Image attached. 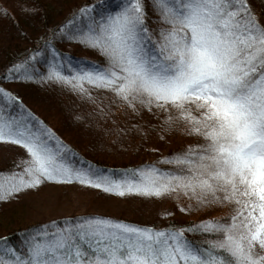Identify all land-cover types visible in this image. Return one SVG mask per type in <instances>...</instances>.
Here are the masks:
<instances>
[{"label": "snow or ice", "instance_id": "1", "mask_svg": "<svg viewBox=\"0 0 264 264\" xmlns=\"http://www.w3.org/2000/svg\"><path fill=\"white\" fill-rule=\"evenodd\" d=\"M154 7L161 20L155 32L144 22L140 0H122L72 37L98 48L105 67L65 74L54 59L47 78L81 93L84 82L108 89L133 111L138 105L163 109L165 124L184 123L199 141L162 158L175 169L145 165L114 179L70 162V150L30 113L0 109V142L27 154L21 171L5 174L12 183H0V192L77 181L121 196L175 193L198 208L231 204L232 215L165 228L99 215L67 217L35 226L26 252L8 248L0 264H264V19L250 0H154ZM0 97L16 99L2 88ZM187 231L206 234L207 246L194 244Z\"/></svg>", "mask_w": 264, "mask_h": 264}, {"label": "rangeland", "instance_id": "2", "mask_svg": "<svg viewBox=\"0 0 264 264\" xmlns=\"http://www.w3.org/2000/svg\"><path fill=\"white\" fill-rule=\"evenodd\" d=\"M150 1L154 3V0ZM1 2L8 10V15L12 16L15 21H12L13 23L5 19L0 21V42L11 45L15 42L24 43L23 38L26 34L35 37L41 34L46 26L57 25L64 15L65 4H83L85 0H1ZM140 3L144 14L150 17L152 22L161 24L157 10L152 9L151 5L144 0H140ZM108 7L105 1L99 5V10L105 12L107 16L110 13L107 11ZM89 15L97 21L94 7H89ZM67 43L74 52L80 53L82 56H104L98 48L81 43L78 39L71 38ZM48 72L49 69L37 75L25 73L21 79L17 80L16 93L28 106L42 112L48 119H53L55 125H59L60 113L69 109L72 117L71 133L69 134L74 136V139L76 137L78 141H82L81 143L84 140L92 139L91 141L94 142L92 147L97 151H102V153L111 156L118 155L123 159H128L136 152V142L132 140L129 144L126 138L130 125H132L128 121L129 119L138 120L141 113H147L142 111L147 110V108H141L138 105L137 111H133L117 102L110 90L97 88L87 82H84L85 92L81 93L64 83L63 80L47 78ZM106 96L114 102L112 107H106ZM153 109L155 113L164 114L160 121V126H163L162 131H157V134L152 136L147 145H142L144 149L151 150L150 153L153 154L151 155L153 158L157 150L165 149L164 151H167L176 146L185 147L186 144H189L188 141L195 135L186 131L184 123L168 126L165 124V116L168 113L164 112L163 109L155 107ZM140 111L141 113H139ZM146 117L150 116L146 114ZM160 139H163L164 142H160ZM26 156L27 154L21 146L12 142H0V183L5 184V186L12 183V178L5 174L14 169L21 171ZM45 182L52 185L54 181L45 180ZM71 183L82 186L87 191H75L80 189L75 186L70 187L67 195L62 192L60 186L47 187L46 191H43V196L38 199L41 203L36 205V214H41L46 219H50L52 216L73 215L92 210L96 213H108L138 223L152 224L155 222L157 227L164 226L170 220H178L184 216L183 211L177 207V203H186L187 198L180 196L179 199H175V193L172 196L159 198L125 193L123 196L118 195L117 198L101 205L93 202V196L106 191L83 185L77 181L69 184L71 185ZM27 189L29 188L11 194L0 192V196H6V198L0 199V204ZM55 206L58 209H55ZM216 208L215 210L212 207H205L197 213V217L199 220L211 216L220 217L229 211L228 207H222V205ZM192 214L195 215L194 212Z\"/></svg>", "mask_w": 264, "mask_h": 264}, {"label": "trees", "instance_id": "3", "mask_svg": "<svg viewBox=\"0 0 264 264\" xmlns=\"http://www.w3.org/2000/svg\"><path fill=\"white\" fill-rule=\"evenodd\" d=\"M107 2L109 6L107 11L112 13L119 9L122 6V0H85L83 4L72 5L70 3L65 4L64 6V15L62 19L54 26H46L44 31L37 35H28L26 34L23 38L24 43H13L11 45L0 42V88L6 90L10 93L15 100H6L3 97H0V109H3L4 113L9 115H27L28 113L31 116H34L36 120L42 122V124L49 129L53 134L55 139L62 142L66 146V158L74 163L77 166H82L87 168L89 166L94 167L95 169L101 170L104 174L110 176L114 179H120L125 176V174H130L132 169L142 167L145 165L155 164L157 168L160 169H175L177 165L171 163L161 162L162 158L169 156L172 153H176L186 149L189 145H193L199 141L198 136H194L188 141L189 144H186L185 147L176 146L173 149L164 151L157 150V153L151 154V150L147 149L142 145H147L154 134H157V131H162L160 126V121L162 116L159 113H155L154 109L151 110H142L147 113H141V116L138 120L129 119L128 122L132 123L130 125L129 133L126 134V138L129 141V144L133 141L136 142V152L132 154L128 159H123V157L111 156L102 151H97L93 149V141L87 139L83 143L78 141L74 136L70 135L71 129V111L63 110L60 113L59 125H55L54 122L48 117H46L42 112H39L34 107L28 106L22 98L16 93V82L18 79L28 73L29 75H37L45 72L46 69H49V65L53 60L62 61L60 70L65 74H70V68H94L96 70H101L106 65V58L104 56L100 57H85L80 53L74 52L68 45L67 41L72 37L76 36L79 33H82L85 30L89 23L93 20L89 12L86 15H82L80 9L83 7H94L96 11V20L99 21L101 17H106V13L99 10V5L103 2ZM144 2L151 5L152 9H155L154 3L150 0H144ZM251 6L254 9L255 13L260 16L261 19H264V0H250ZM0 9H6L0 0ZM7 10V9H6ZM42 12V11H41ZM9 20L11 23L15 19L8 15L0 13L1 20ZM144 22L146 26L155 32L161 24L152 22L151 18L144 14ZM19 66V67H17ZM14 90H13V89ZM113 101L111 98L106 96V107H112ZM100 105V104H99ZM98 106V104H97ZM148 114L150 117H146ZM160 142H164L163 139H160ZM53 145L55 140H53ZM167 147V146H166ZM146 151V153H144ZM148 152V153H147ZM150 154V156H147ZM54 186H60L62 192L67 194V191L70 190V187L77 186L79 192H86L87 190L79 185L56 184L52 182ZM47 182L43 181L41 185L36 188H29L25 191H22L16 195H13L10 199L1 202L0 204V255L7 253L8 248H12L17 253H25L26 245L25 241L28 235L31 234L33 228L37 225L43 224L49 221H56L57 224H60L64 218L67 217H79L87 215H99L104 217H110L125 222H131L138 225H148L155 226V222L152 224H144L134 222L132 220L125 219L123 217H115L108 213H96L92 210H87L85 212L73 215H59L52 216L50 219H46L45 216L41 214H36V205L41 203L38 201L40 197L43 196L47 187H50ZM59 188V187H58ZM45 190V191H44ZM44 191V192H43ZM43 192V193H42ZM68 195V194H67ZM37 196V198H36ZM118 195L109 193V192H99L93 196V202L95 204H104L117 198ZM58 198V197H57ZM187 198V197H185ZM59 199V198H58ZM189 199L187 198V202ZM177 203V207L181 210V206L184 209V216L178 220H170L164 226L157 228H165L169 224H174L176 226H186V225H196L200 221L207 219H218L226 220L233 213V205L223 204L229 208V211L220 216H211L205 219L199 220L197 213L203 208H198L195 206V201H189L188 203ZM6 205V206H5ZM5 206V207H4ZM191 206V207H190ZM217 209L220 205L210 206ZM55 209H58L55 206ZM39 210V209H37ZM194 212L195 215L192 214ZM199 216V215H198ZM201 216V215H200ZM187 238L191 240L194 244L203 243L207 246L206 234H201L199 232L187 231L185 233ZM6 258H12L10 254Z\"/></svg>", "mask_w": 264, "mask_h": 264}]
</instances>
